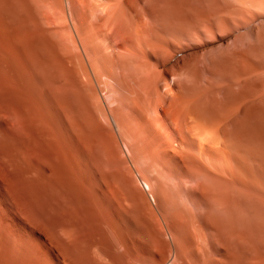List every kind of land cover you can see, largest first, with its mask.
Masks as SVG:
<instances>
[{
    "label": "rangeland",
    "instance_id": "1",
    "mask_svg": "<svg viewBox=\"0 0 264 264\" xmlns=\"http://www.w3.org/2000/svg\"><path fill=\"white\" fill-rule=\"evenodd\" d=\"M128 2L97 0L95 11L97 55L105 61L98 63L96 90L109 124L103 127L113 131L115 164L166 239L188 236L215 258L262 264L264 0ZM127 87L140 94L141 107L132 106L136 94ZM184 102L192 112L185 124L177 113ZM195 133L202 137L200 154ZM235 158L241 167L230 179Z\"/></svg>",
    "mask_w": 264,
    "mask_h": 264
},
{
    "label": "bare ground",
    "instance_id": "2",
    "mask_svg": "<svg viewBox=\"0 0 264 264\" xmlns=\"http://www.w3.org/2000/svg\"><path fill=\"white\" fill-rule=\"evenodd\" d=\"M96 7L97 0H0V264H233L188 236H162L115 164L96 90L105 63ZM127 88L141 107L140 94ZM187 103L177 111L184 124ZM239 165L235 158L226 176L233 179Z\"/></svg>",
    "mask_w": 264,
    "mask_h": 264
},
{
    "label": "snow or ice",
    "instance_id": "3",
    "mask_svg": "<svg viewBox=\"0 0 264 264\" xmlns=\"http://www.w3.org/2000/svg\"><path fill=\"white\" fill-rule=\"evenodd\" d=\"M187 243V242H186Z\"/></svg>",
    "mask_w": 264,
    "mask_h": 264
}]
</instances>
